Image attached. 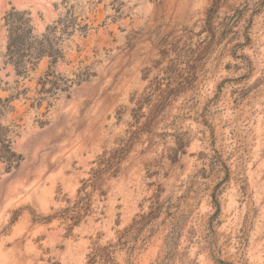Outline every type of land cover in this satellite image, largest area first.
I'll use <instances>...</instances> for the list:
<instances>
[{
    "label": "rangeland",
    "instance_id": "rangeland-1",
    "mask_svg": "<svg viewBox=\"0 0 264 264\" xmlns=\"http://www.w3.org/2000/svg\"><path fill=\"white\" fill-rule=\"evenodd\" d=\"M0 142V264H264V0H0Z\"/></svg>",
    "mask_w": 264,
    "mask_h": 264
},
{
    "label": "trees",
    "instance_id": "trees-1",
    "mask_svg": "<svg viewBox=\"0 0 264 264\" xmlns=\"http://www.w3.org/2000/svg\"><path fill=\"white\" fill-rule=\"evenodd\" d=\"M25 13L10 12L5 15L6 49L9 63L12 64L17 74L25 76L29 70H33L42 58H48L52 64L63 59L58 48L59 41L69 39L73 35L85 36L89 31L87 24L81 25L76 18L65 17L47 27L45 33L37 39L32 36V28L28 26V20L24 19ZM59 30V36L55 32ZM0 161L7 163L9 170L14 161V154L8 145L0 142Z\"/></svg>",
    "mask_w": 264,
    "mask_h": 264
}]
</instances>
